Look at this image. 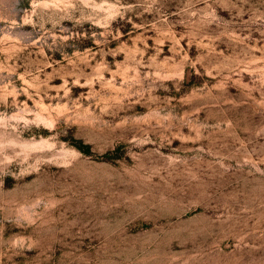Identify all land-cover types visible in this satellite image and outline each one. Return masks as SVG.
I'll list each match as a JSON object with an SVG mask.
<instances>
[{
  "label": "rangeland",
  "instance_id": "374dc122",
  "mask_svg": "<svg viewBox=\"0 0 264 264\" xmlns=\"http://www.w3.org/2000/svg\"><path fill=\"white\" fill-rule=\"evenodd\" d=\"M0 264H264V0H0Z\"/></svg>",
  "mask_w": 264,
  "mask_h": 264
},
{
  "label": "trees",
  "instance_id": "16d2710c",
  "mask_svg": "<svg viewBox=\"0 0 264 264\" xmlns=\"http://www.w3.org/2000/svg\"><path fill=\"white\" fill-rule=\"evenodd\" d=\"M78 147L84 151H89V147L88 145H82V144H79Z\"/></svg>",
  "mask_w": 264,
  "mask_h": 264
}]
</instances>
